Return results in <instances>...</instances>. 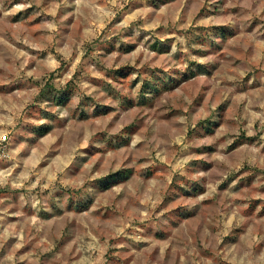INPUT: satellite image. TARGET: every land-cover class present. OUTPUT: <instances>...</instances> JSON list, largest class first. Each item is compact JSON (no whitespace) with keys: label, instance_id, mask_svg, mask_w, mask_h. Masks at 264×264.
<instances>
[{"label":"rangeland","instance_id":"rangeland-1","mask_svg":"<svg viewBox=\"0 0 264 264\" xmlns=\"http://www.w3.org/2000/svg\"><path fill=\"white\" fill-rule=\"evenodd\" d=\"M19 3L30 4L31 7L14 15H4L5 11H9L14 4ZM58 3L60 0H40V3H37V0H11V3H8L6 0L4 10L0 11V120L12 121V124L0 125V129L6 132V135L0 138L2 141L0 154L14 152L24 144L26 147L18 154V161L35 160L41 172L48 168L55 169L60 158L82 143L89 132L94 130L93 121L117 111L116 108L105 105L103 99L97 100L93 96L84 95L81 92L82 84L94 85L106 93L107 98L121 101L118 114L110 123V128L115 127L122 120L126 121L118 136L113 137L109 132H104L102 136H93V143L99 142L103 145L99 149L89 150V161L96 156L102 157L97 170L107 162L109 152L121 153L130 149L132 137L142 129H147L146 137L149 143L138 145L135 151L127 153L124 166L109 175L91 202L80 205L71 203V207L52 215H40V223L36 227L26 226L28 218L36 214L30 202L24 204L21 202L22 196L25 201H29L27 188L16 190L10 184L0 187V200L3 201L0 204V234H3L9 225H16L18 228L26 226L25 234L31 237L26 246L18 252V257L23 259L18 260L17 264H74L85 254L74 256L72 251H66L69 244L85 233L99 235L103 232L106 237L111 231L109 225L117 224L139 206L137 195L140 197L150 195V181L154 178L162 179L169 171L165 164L142 169L140 166L148 163L150 156L137 155V152H148L152 157L157 152H176L177 149L170 141L183 127L178 118L186 116L191 120L198 115L201 108L215 103L220 95V89L229 85L224 77L232 75L233 69H248L243 86L232 94L233 97L240 92L249 93L250 96L252 93H258V102H264V50H258L257 47L259 41L264 40V28L261 29L262 35L250 38L261 23L258 19L247 27L243 34L236 30L217 27L216 31L220 33L223 43L215 47L213 52L196 53L217 57L210 68L200 67L189 60L190 67H195L197 70L195 72L189 70L183 75L178 71L174 72L173 75L178 78L172 79L162 68L150 66L151 63H156L161 57L170 53L171 45L175 42L174 39L161 41L159 36L165 31L164 29H158L153 33L145 31L140 24H134L130 30L114 32L116 25L129 13L130 4L125 3L123 9L117 10L110 0H87V6L77 13L73 0L71 7L61 5L57 9V15L53 17L51 10L53 5ZM175 3L176 0H147V6L153 9V19L161 8ZM227 3L228 0H216L215 4H210L205 0L200 6V0H187L184 17L186 19L188 13L197 6L199 11L195 19L226 15L230 11L225 8ZM143 6L136 5V7ZM132 10L134 11L135 8ZM108 11L116 12V16L100 30L98 35L94 34L104 18V13ZM69 12L73 15L68 21H63V17ZM53 20L58 25V30L55 32L44 27L46 22ZM137 29L141 33L138 38L135 35ZM167 31L175 32L177 35L182 34L178 27L170 26ZM234 38L237 39V43L229 45L228 41ZM141 46L148 52L156 54L149 62L144 63L143 67H133L132 62L124 63L119 68L107 66L109 57L113 53L118 55L114 63L131 58L139 65L145 61L146 53H137L135 57L132 54ZM258 51L260 58L254 62ZM81 52L84 55L78 62ZM20 53L25 55L21 57ZM50 57L59 61L58 69H51ZM175 59L179 61L181 57L177 56ZM73 64L77 65L74 75L64 86L60 82L73 71ZM92 69L102 73L105 78H98ZM134 74L138 75L135 80L132 79ZM145 75L156 81V85L151 89V97H146L145 90H141L135 100L131 99L130 94L140 82L139 77ZM200 75L207 77V83H199ZM109 80L112 83H109ZM248 81L252 83L249 84ZM177 89L184 93L183 97L174 95ZM78 95L82 100L75 108L70 109L71 118L61 120L54 110L58 107L70 108ZM188 99L191 100L190 104L187 102ZM45 103L46 108L40 107ZM246 104L247 101L236 103L234 99L218 104L207 119L196 121L195 130L188 128L187 136L189 140H212L222 126L238 128V134L228 133L219 141H232L225 154L232 160L240 156H244L247 160L252 158L253 148H260L256 162L245 163L238 172H231L227 180L219 186L218 195L214 200L191 215L181 214L177 222L163 233H155L154 242H163L176 237L173 247L178 250L174 253L172 248L168 249L164 261H159L158 248L145 253L143 249L150 245L144 244L137 247L135 252L131 249L121 251L115 248L117 241L112 240L110 243L113 247L108 253L109 264H149V262L178 264L181 256L187 258L188 264H207L209 261L212 264H227L224 256H218L217 252L223 253L226 249L240 245L249 227L261 229L262 226L258 222L264 221V164L260 162V157H264V147H262L264 131H258L255 136H248L244 130V126L248 123ZM90 108L94 110L89 111ZM251 110L264 111L259 108L258 103L254 104ZM39 120H45L47 123L39 124L36 122ZM254 127L259 129V123L256 122ZM198 130L202 132L197 134ZM218 147L219 144L213 142L194 151L197 155L207 154L211 157ZM198 163L205 171L212 172L216 169L213 173L214 178H218L219 173L227 170V165L217 168L214 163L209 164L205 161ZM12 165V160H0V170H6ZM129 165L133 166L129 167ZM83 168L84 164L77 171V175ZM23 170L21 163L10 179H18ZM137 181L143 183V191L132 194L131 189H127L121 195L113 194L115 187L135 185ZM233 181H236L234 186ZM32 182H35V177L32 178ZM182 182L193 183L186 177ZM175 187L181 193L177 199L182 198L185 189L180 188L179 184ZM38 191L39 188L32 195ZM201 192L202 187L197 185L189 194V198ZM105 199L109 201L108 214L97 215L92 211L93 206L97 200ZM168 203L174 201L169 200ZM244 205L247 207L242 208V215L246 217V226L233 230L231 235L224 237L222 247L214 245L213 238L219 231L214 221L218 220L222 213L226 214L230 206ZM17 213H23V216ZM90 238V235L84 236L85 241ZM15 243L16 240L12 238L6 242L7 252L12 250ZM49 244L54 247L51 251H45ZM78 246L77 244L74 247ZM260 250L264 251V246ZM137 254H141L139 259Z\"/></svg>","mask_w":264,"mask_h":264},{"label":"clouds","instance_id":"clouds-1","mask_svg":"<svg viewBox=\"0 0 264 264\" xmlns=\"http://www.w3.org/2000/svg\"><path fill=\"white\" fill-rule=\"evenodd\" d=\"M6 0H0V11L4 10V4ZM11 3V0H7ZM205 0H200V6L204 4ZM210 4H215L216 0H208ZM40 3V0H37ZM73 0H60V3L53 5L51 15L55 17L57 15V9L64 5L71 7ZM110 3L117 9H123L124 4L128 3L131 5L129 13L124 16V19L116 25L114 32H124L130 30L132 25L140 24L145 31L157 32L158 29H164L165 31L160 34L159 38L161 41L166 39H174V43L171 45V51L167 55L161 57L156 63H151L150 66L153 68H162L166 73L169 74L170 78L177 79L178 77L173 75L174 72H179L183 75L187 71L191 70L195 72V67H190L189 60L194 61L196 65L204 68H210V66L216 61L217 57L212 55H198L196 53H210L214 51L215 47L220 46L223 43V39L216 31L217 27H223L228 30H236L241 34L244 30L251 26L257 19L260 20V24L257 26L254 33L251 34L250 38H255L260 35L261 29L264 28V0H228L225 5L226 9H229L226 15L222 16H207L203 19H195L199 6L194 7L184 17V9L187 6V0H176V3L172 6L161 8L159 13L156 14V18H152L153 9L147 6V0H110ZM74 4L77 9V13L87 6V0H74ZM136 5H144L143 7H136ZM31 7L30 4L19 3L14 4L9 11H5V16L14 15L20 11H23ZM132 8H135L133 11ZM73 13L69 12L63 17V21H68ZM116 16V12L108 11L104 13L103 20L99 23L96 29V35L99 34L100 30L104 29L107 24ZM178 27L182 34L177 35L175 32L169 33L167 30L169 27ZM44 27L55 32L58 30L57 23L48 21ZM138 38L141 33L137 29L135 32ZM148 39V37H145ZM127 42V41H126ZM237 39L234 38L228 41L229 45H235ZM258 50H264V40L259 41ZM146 53L145 61L137 65L131 58H125L120 60L119 63H114L118 59V55L113 53L109 57L108 67L119 68L122 64L132 62L133 67H143L144 63L149 62L151 58L155 57V53L148 52L143 46L137 48L136 52L133 53V57L137 53ZM24 53H20V56H24ZM84 53L81 52L78 57V62L83 58ZM180 56L181 59L177 61L175 57ZM260 58L259 51L254 62ZM52 70L60 67L59 61L50 57ZM26 63V61H25ZM23 67V65H21ZM73 71L64 78L62 85L66 86L67 83L72 79L76 64H73ZM93 73L100 79H104L102 73L92 69ZM232 75L224 77L229 82V85L220 89V95L215 103L207 105L199 110L198 115L189 120L186 116L179 117L180 123L183 127L178 133L175 134L174 139L170 141L171 145L177 149L176 152L164 153L157 152L152 157L150 153L137 152V155H149L150 159L148 163L141 165L142 169L149 167L158 166V164H165L168 166V173L166 176L161 178H154L150 181L149 192L150 195L146 197H140L137 195L139 206L134 208L133 212L128 216L124 217L117 224L109 225L111 231L108 232L107 236L101 232L99 235H91V233H85L84 236L90 235V239L85 241L84 236L79 237L68 245L66 251H72L73 255L84 253L85 255L74 262V264H109L108 253L113 245L110 241L115 240V248L117 250L131 249L135 252V249L140 245H150V247L144 248L143 252L150 253L154 249L159 250V261L165 260V255L168 249L172 248L175 253L178 249L173 247V242L176 240L174 236L170 240L163 242H154L153 236L155 233H163L166 229L170 228L177 222L181 214L191 215L198 209L204 207L209 201L214 200L218 195L219 186L228 178L231 172H238L245 163L254 164L256 158L260 153V148H253L252 158L247 159L244 156H240L235 160L225 154L231 140L219 142L228 133H239L238 128H229L228 126H222L217 132L216 137L212 140H200L195 139L189 140L187 136L188 128L196 129V121L207 119L211 112L215 110L216 106L225 101L233 100L236 103L247 101L245 105V111L247 113L246 119L248 120L247 125L244 126V130L248 136H255L258 131H264V111H252V106L258 103L261 110H264V102H258V93L240 92L233 97V93L237 92L239 88L243 86L244 78L247 75L248 69L238 68L233 69ZM138 75L134 74L132 79H137ZM140 82L136 84L135 91L130 94V98L135 100L141 90H145L146 97H151V89L156 85V81L145 75L139 77ZM198 81L201 84L207 83V77L200 75ZM112 83L111 80L108 81ZM147 82V89H145V83ZM249 84L252 81H248ZM219 86V81H218ZM81 92L86 96H93L97 100L103 99L105 105L114 107L117 111L112 112L109 116L93 121L94 130L89 132L88 136L85 137L84 141L70 151L66 155L60 158V161L55 169L48 168L43 172L37 168V162L35 160H28L20 162L17 160L18 154L26 146L21 144L14 152L0 154V160H12V167L6 170H0V187L11 185L13 189L23 190L27 188L29 193V201H25V198L21 197L22 204L30 202L32 210L36 213L28 218L27 225L36 227L39 225L40 215L48 214L52 215L64 208L71 207V203L87 204L91 202L96 196L97 191L104 181H106L109 175L115 171L120 170L124 166V162L127 158V153L135 151L138 145L147 144L149 141L146 137L147 129H142L139 133L135 134L131 139L130 149L124 150L121 153H108L107 162L99 167L97 165L102 159L100 156H96L94 159L89 161L90 149H99L103 145L99 142L93 143L94 135H101L104 132H109L111 136H118L123 130L126 121L117 123L115 127L110 128L109 125L113 121L114 117L118 114L121 101L114 100L106 97V93L96 88L91 84H82ZM178 97H183L184 93L177 89L174 94ZM82 97L77 96L70 108H56L54 111L61 120H67L71 118V108H75L76 105L81 103ZM187 102L190 104L191 100ZM40 107L46 108L47 104H41ZM94 109H89L93 111ZM187 111V109H185ZM19 115V112H17ZM39 124H45L47 121L39 120L36 121ZM259 123V129L254 127V124ZM12 124L11 120L5 121L0 120L2 124ZM202 130H198L197 134H200ZM6 132L0 129V138H3ZM2 142V141H0ZM217 142L219 144L218 150L214 152L211 157L207 154L197 155L195 149L202 148L206 144ZM264 147V145H262ZM89 161L88 163H84ZM205 161L209 164H215L217 168L223 165H227V170L219 173L218 178H214L212 172L203 170V167L198 163ZM261 164H264V157H260ZM23 163V172L20 174L18 179H10L13 177L14 171ZM84 164V168L77 175V171L81 165ZM134 165V162H133ZM129 165V167L133 166ZM35 177V182H32V178ZM192 181L193 183L182 182L184 178ZM176 184L180 185V188L185 189L183 197L181 193L175 187ZM236 181H233V186ZM197 185L202 187V192L199 195H195L189 198V194L194 191ZM39 188V191L32 195V193ZM127 189H131L132 194H137L143 191V183L137 181L135 185L128 186H117L113 189V194L121 195ZM172 200L174 203L169 204L168 201ZM3 201L0 200V204ZM109 201L97 200L93 206L92 211L97 215H107V206ZM244 206L231 207L230 210L225 214L222 213L218 220L214 223L219 231L213 238L212 243L214 245L223 246V238L232 234L233 230H238L246 226V217L242 215V208ZM6 211V210H2ZM17 215L23 216V213H17ZM213 223V221H209ZM262 227L257 230L254 227H249L245 235L242 237V243L237 246H233L230 249H226L225 252H217V255H223L227 264H264V251H261V247L264 246V221L258 222ZM25 228H18L16 225H9V227L0 234V264H17L18 260L23 258L18 257V252L22 250L26 244L30 241L31 237L25 234ZM39 230V228H37ZM15 239L16 243L10 252H7L5 248L6 242L10 239ZM78 247H74L75 245ZM54 245L49 244V247L45 251H51ZM74 249V251H73ZM7 252V254H5ZM118 254L120 252L118 251ZM138 259L141 254H137ZM127 257L125 256V259ZM150 264V262H149ZM178 264H188L186 257L181 256L178 260ZM207 264H212L211 261Z\"/></svg>","mask_w":264,"mask_h":264},{"label":"trees","instance_id":"trees-1","mask_svg":"<svg viewBox=\"0 0 264 264\" xmlns=\"http://www.w3.org/2000/svg\"><path fill=\"white\" fill-rule=\"evenodd\" d=\"M155 47V46H154ZM114 177H116V174H115V176Z\"/></svg>","mask_w":264,"mask_h":264}]
</instances>
